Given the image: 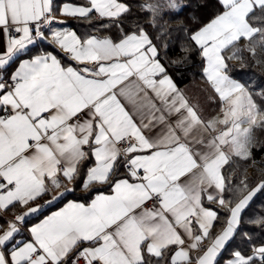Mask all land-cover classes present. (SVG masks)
<instances>
[{
    "label": "snow or ice",
    "instance_id": "6c2138e0",
    "mask_svg": "<svg viewBox=\"0 0 264 264\" xmlns=\"http://www.w3.org/2000/svg\"><path fill=\"white\" fill-rule=\"evenodd\" d=\"M218 2L222 11L189 37L205 61L204 75L227 105L222 119L204 121L167 74L143 27L118 41L81 39L70 29L49 28L50 43L66 53L63 61L43 52L21 60L6 76L21 53L48 39L44 27L55 20V9L54 0H0V37L5 38L0 52V211L17 204L27 208L0 235V264H150V258L164 259L165 253L166 264H219L242 212L264 192V180L251 190L242 180L239 190L247 194L227 206L232 202L226 205L228 182L222 173L230 154L251 157V132L259 115L244 85L228 75L226 61L240 49L229 57L223 53L256 35L264 47V29L249 23L256 8L264 11V0ZM178 7L176 0L141 5L153 24ZM59 11L81 19L93 13L117 19L130 8L120 0H86ZM249 51L254 54L255 48ZM173 114L177 119L169 122ZM244 123L249 127H241ZM157 126L163 127L154 131ZM194 144L203 148L195 150ZM91 158L94 165L82 171ZM121 167L123 176L118 175ZM61 178L77 187L82 182L85 191L94 185L111 191L96 189L90 200H67L28 230L30 240L15 241L21 232L17 224L42 215V209L73 191ZM44 196L51 199L35 203ZM205 202L227 206L226 227L214 238L218 210ZM205 239L212 240L206 248ZM196 249L202 254L190 255ZM226 264H264V244L251 255L235 251Z\"/></svg>",
    "mask_w": 264,
    "mask_h": 264
},
{
    "label": "trees",
    "instance_id": "16d2710c",
    "mask_svg": "<svg viewBox=\"0 0 264 264\" xmlns=\"http://www.w3.org/2000/svg\"><path fill=\"white\" fill-rule=\"evenodd\" d=\"M56 1H58L57 5L63 1L81 2V0ZM120 1L125 2L130 11L119 18L96 19L93 16L87 19L75 18L70 21L71 26L77 32L81 31L80 26H86L88 34L102 32L113 39H118L124 33L143 27L153 39V43L157 45L160 61L167 74L178 86L202 75V56L189 37L215 14L222 11L218 0H180L182 5L178 10L167 11L157 17L155 24L152 23V17L141 8L142 4L152 3L155 0ZM159 2L165 3L166 0H159ZM249 22L256 28L264 29V11L256 8L254 14L250 15ZM260 40L259 35L251 40L242 38L235 44V47H230L223 55L233 56V52L240 49L232 59L226 61L229 66L228 75L248 88L254 103L264 114V47L260 46ZM251 48H255L254 54L249 51ZM222 173L228 182L227 191L224 193L226 205L228 201L232 202L227 206L234 205L246 193L239 190L242 180L246 181L248 190L264 180V125H261L260 121L251 132V157L248 159L230 158L223 166ZM96 189L101 190L104 187ZM96 189L93 188V192ZM73 195L75 193L71 194ZM227 206L220 207L219 204L215 206L219 215V220L214 226L215 232H221L226 227ZM49 207L44 210L46 211ZM261 219H264V192H258L246 210L242 212L238 230L222 251L218 259L219 264H222L223 259L228 257L233 250L240 251L244 255H251L254 247L264 244V224L257 223Z\"/></svg>",
    "mask_w": 264,
    "mask_h": 264
},
{
    "label": "crops",
    "instance_id": "0c3cea01",
    "mask_svg": "<svg viewBox=\"0 0 264 264\" xmlns=\"http://www.w3.org/2000/svg\"><path fill=\"white\" fill-rule=\"evenodd\" d=\"M57 2L58 1L55 2V0H54L55 20L50 25L44 27L45 36L48 37V39L47 40H38L35 45L29 46L30 50H27L26 53H21L19 55V59L16 60L15 63H12L9 67L6 68V70L4 72V74L6 76L10 75L12 72H14L16 70V68L18 67L21 60L29 59L32 56H35V55L43 53V52H53V54H56L58 56V58L62 59V61H63L66 53H64L55 44L50 43L51 33L48 31L49 28H52V29H70L72 31H75L77 36L80 37L81 39H86L89 36H95L98 38L110 37L108 34H105L102 32H95L93 34H90V33L88 34L86 32L87 31L86 26H80L81 31L77 32L71 26L70 21L72 19L79 18V17L66 16L59 11V9H61L63 7V5H65V4L82 5V4H85L86 0H81V2L63 1V2L59 3L58 5H57ZM120 2L125 3L123 1H120ZM92 16L96 19H101V17H99L95 13H93ZM59 22H64V23H59ZM84 24H86V23H84ZM130 32H132V31H130ZM127 33H129V32H127ZM110 38L113 39L112 37H110ZM121 38H122V36L118 39H113V40L118 41ZM4 43H5V38L0 37V52L3 51ZM64 62L68 63V61H64ZM72 63H73V66H75V62H72ZM161 64H162V62H161ZM204 66H205V61L203 60V67ZM203 67H202V75L201 76L193 78L191 81H189L188 83H185L182 86H178L175 83V81L173 80V78L169 74L168 75L172 78L174 84L180 90L183 97L187 100L188 104L190 106H192L197 111L198 115H200L202 120L210 121L213 119H222L223 118V111L227 107V105L221 101L219 94L216 93L213 90V88L211 87L210 83L208 82L206 76L203 73ZM231 78L234 79L233 77H231ZM234 80H236V79H234ZM237 82H239V81H237ZM239 83L242 84L241 82H239ZM247 93H249V92H247ZM148 97L156 103L157 107L160 106V102L158 100H155L154 93H152L150 90H148ZM252 101H253V99H252ZM121 102L125 103V106L129 111H132V105L131 104L127 103L124 100H122ZM253 103H254V101H253ZM176 119H177V114H173L171 117H169V122H174ZM162 127L163 126H157V128L154 129V131H159ZM241 127L245 128V123L242 124ZM252 129H253V127H252ZM216 134L217 133H212L211 135H216ZM193 135H195V133H193ZM205 139H207V137H205ZM193 147L195 150H201L203 148V146L200 144H194ZM85 150L87 151V146L85 147ZM224 151L227 153V152H229V149L227 147H225ZM250 151H251V142H250ZM233 157H238V156L230 154V158H233ZM94 163H95L94 158L89 159L85 165H82V171L86 170L87 167L93 166ZM124 174H125V169L123 167L119 168L118 175L123 176ZM61 179H62V182L66 183L67 187L70 189H73V191L66 194L67 195L66 200L58 201L55 206H50V207L47 206L49 208L46 211L44 210L45 208L42 209V213H43L42 215L40 213L33 214L32 216H29L26 218V220H27L26 223L17 224V227H19L21 229V232L18 235H16L15 241L27 242L28 240H30L31 235H30L28 230L33 225L39 223L45 216L49 215L53 211H56L59 207H62L63 204L67 202V200H77V199L82 198V197H86L87 199L90 200L92 197H94L97 194V191L93 192V189L90 191H85L83 189L82 182L80 183V186L77 187L75 183L63 181V178H61ZM98 187H101V188L104 187V189H101L100 191H104L106 194L111 191V189L107 185H94L93 186V188H95V189ZM62 190L63 189L61 188L57 191H62ZM73 193H75V195L71 196V194H73ZM52 194L55 195V192H53ZM82 194H84V195L82 196ZM48 197H51V196H44L43 199H38V200H36L35 203L39 204L40 201H42ZM30 206H35V205L33 204ZM205 206L211 207L214 210H216V208H215L216 204H211V203L205 202ZM26 211H27V208H25L21 205H18V204L8 211H3L4 213L0 214V235H2L4 231L8 230L9 221H14L15 217L17 215L21 214L22 212H26ZM220 233H221L220 231L215 232V227H214L212 229V238H214L216 235H218ZM211 242H212L211 239H205L202 241V244L206 248V246L210 245ZM175 250H177V249L175 246H173L171 251L174 252ZM197 254H202V250L196 249L190 253V255H192V256H196ZM220 256H221V254L218 256V259ZM168 258H169V253H165V258L160 259V260H157V258L152 257V258H150V264H166V261ZM224 259H223V261H224ZM193 264H195V261H193Z\"/></svg>",
    "mask_w": 264,
    "mask_h": 264
},
{
    "label": "rangeland",
    "instance_id": "374dc122",
    "mask_svg": "<svg viewBox=\"0 0 264 264\" xmlns=\"http://www.w3.org/2000/svg\"><path fill=\"white\" fill-rule=\"evenodd\" d=\"M176 3L179 5V7L176 9V10H178L180 7H181V5H182V1H180V0H176ZM250 23V22H249ZM251 25V24H250ZM252 27H254L253 25H251ZM254 28H256V27H254ZM245 89L247 90V92H249V90H248V88L247 87H245ZM248 94H250V93H248ZM256 105V104H255ZM257 106V105H256ZM257 109L259 110V115L257 116V123L261 120V117H264V114H263V112L257 107ZM247 127H249V125L247 124V123H245V128H247ZM251 142V141H250ZM249 149H250V144H249ZM258 185V184H257ZM256 185V186H257ZM256 186H254L253 188H255ZM252 189V188H251ZM250 189V190H251ZM247 193H245V194H243V195H246ZM243 195L241 196V198H243ZM240 198V199H241ZM239 201V200H238ZM238 201H236V203L238 202ZM232 206H234V205H232ZM256 247H259V246H256ZM235 251H237V250H233L230 254H229V256L228 257H226L225 259H224V261L222 262V264H226V261H228L231 257H232V254L235 252Z\"/></svg>",
    "mask_w": 264,
    "mask_h": 264
},
{
    "label": "built area",
    "instance_id": "2783aa9c",
    "mask_svg": "<svg viewBox=\"0 0 264 264\" xmlns=\"http://www.w3.org/2000/svg\"><path fill=\"white\" fill-rule=\"evenodd\" d=\"M123 147H126V145H121V148H123ZM49 199H51V197H48V198H46V199L40 201L39 204H44L45 201H47V200H49ZM46 207H47V206H46ZM2 213H4V212H3V211H0V214H2ZM81 264H83V262H81Z\"/></svg>",
    "mask_w": 264,
    "mask_h": 264
}]
</instances>
